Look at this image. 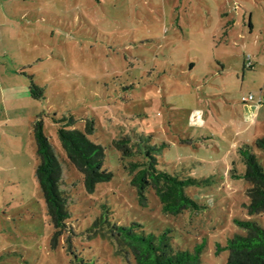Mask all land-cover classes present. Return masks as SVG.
<instances>
[{"label":"rangeland","instance_id":"rangeland-1","mask_svg":"<svg viewBox=\"0 0 264 264\" xmlns=\"http://www.w3.org/2000/svg\"><path fill=\"white\" fill-rule=\"evenodd\" d=\"M4 0L0 31V264H135L107 236V225L170 230L176 248L203 244L200 264H225L227 239L244 234L250 183L231 176L246 139L249 104L264 91V0ZM226 8L222 16L217 6ZM250 15V16H249ZM252 27H249L248 18ZM250 57L248 68L243 58ZM43 88L31 97L29 79ZM264 100V98H263ZM103 146L108 182L89 194L57 137L56 119ZM40 117L62 167L70 216L55 247L35 175L32 123ZM142 134L161 146L158 168L208 184L187 193L203 208L164 214L155 194L137 201L129 162L114 141ZM234 143V145H233ZM253 142H251L252 145ZM264 170V153L253 147ZM238 157V156H237ZM222 247V248H218Z\"/></svg>","mask_w":264,"mask_h":264},{"label":"trees","instance_id":"trees-1","mask_svg":"<svg viewBox=\"0 0 264 264\" xmlns=\"http://www.w3.org/2000/svg\"><path fill=\"white\" fill-rule=\"evenodd\" d=\"M251 25V23H249ZM28 89L34 99L42 97L43 88L29 79ZM53 121L63 122L57 126V137L69 162L81 174L82 186L86 193H93L99 183L112 178L110 171L104 168L105 151L103 146L90 140L91 122L85 130L68 128L75 123L72 115ZM38 165L36 179L45 202L46 213L53 227L50 246L55 247L58 238L66 229L69 195L62 186V167L53 147L43 132V121L37 117L33 123ZM115 147L123 158L138 154L140 161L129 162L130 184L134 187L137 201L141 205L148 203L147 192L151 190L157 197L162 213L178 215L183 211H196L203 206L194 200L186 188L208 184V179L193 178L182 172H167L158 168V154L161 146L148 142V136L142 134L125 135L114 141ZM253 147L264 153V136L257 138L252 145L243 142L236 149L232 165L240 161L243 171L234 166L230 172L234 178H242L250 183L246 189L248 203L245 205L248 215L264 212V170L258 161ZM235 223L245 230L244 234L235 233L227 239L224 249L228 250L225 264H264V226L252 219H236ZM107 225V236L111 237L120 253L130 254L135 264H200L203 244H196L192 250L176 248L171 243L170 230L159 234L147 232L139 223L130 225L110 224L100 217L93 226L101 229ZM104 227V226H103ZM222 248V247H218ZM86 264V263H84Z\"/></svg>","mask_w":264,"mask_h":264},{"label":"crops","instance_id":"crops-1","mask_svg":"<svg viewBox=\"0 0 264 264\" xmlns=\"http://www.w3.org/2000/svg\"><path fill=\"white\" fill-rule=\"evenodd\" d=\"M4 0H0V31H2V28L5 25V9L3 4ZM220 3H222V0L220 1ZM219 10V12H221L222 16H226V8L222 7V5L217 6V8ZM250 16V15H249ZM251 23L250 21V17L248 18V24ZM249 27H252V24L249 25ZM243 64H245V57L243 58ZM254 66V64H253ZM252 66V67H253ZM251 67V68H252ZM254 101L251 102H246L249 104V113H247L245 120L243 121L245 123L244 127L242 128V131H246L249 132L251 131L252 134H248L246 133V139L245 140H241L240 145L245 142L251 145V142L254 143V141L257 138H260L262 136H264V91L262 89L259 90V93L257 95H254ZM261 98V102L257 103V100ZM252 143V144H253ZM234 145V143H233ZM239 146V144L237 145Z\"/></svg>","mask_w":264,"mask_h":264},{"label":"built area","instance_id":"built-area-1","mask_svg":"<svg viewBox=\"0 0 264 264\" xmlns=\"http://www.w3.org/2000/svg\"><path fill=\"white\" fill-rule=\"evenodd\" d=\"M245 66L248 67V68H251L253 66V62L250 59L249 55L246 56ZM241 101L244 102V103L254 101V96H253V94L249 93L246 96H242L241 97ZM260 102H261V98H259L257 100V103H260Z\"/></svg>","mask_w":264,"mask_h":264}]
</instances>
